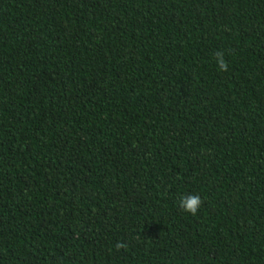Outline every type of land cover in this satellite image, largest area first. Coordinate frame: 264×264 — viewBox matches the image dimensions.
Segmentation results:
<instances>
[{
    "label": "trees",
    "instance_id": "16d2710c",
    "mask_svg": "<svg viewBox=\"0 0 264 264\" xmlns=\"http://www.w3.org/2000/svg\"><path fill=\"white\" fill-rule=\"evenodd\" d=\"M0 264H264V0H0Z\"/></svg>",
    "mask_w": 264,
    "mask_h": 264
},
{
    "label": "clouds",
    "instance_id": "9594fccd",
    "mask_svg": "<svg viewBox=\"0 0 264 264\" xmlns=\"http://www.w3.org/2000/svg\"><path fill=\"white\" fill-rule=\"evenodd\" d=\"M215 62L219 70L221 71L227 70L228 65L225 61L223 52L217 51L215 53ZM200 204H201V198L198 194L182 195L179 200V207L183 211L191 213L193 215L196 214ZM117 247H121V245L118 244Z\"/></svg>",
    "mask_w": 264,
    "mask_h": 264
}]
</instances>
